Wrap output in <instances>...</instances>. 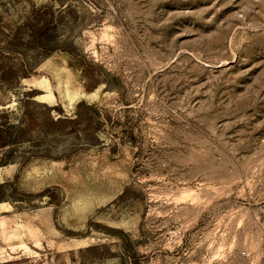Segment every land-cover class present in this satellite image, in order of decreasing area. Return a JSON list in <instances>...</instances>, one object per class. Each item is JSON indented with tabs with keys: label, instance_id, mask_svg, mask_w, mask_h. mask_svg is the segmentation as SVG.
Here are the masks:
<instances>
[{
	"label": "rangeland",
	"instance_id": "1",
	"mask_svg": "<svg viewBox=\"0 0 264 264\" xmlns=\"http://www.w3.org/2000/svg\"><path fill=\"white\" fill-rule=\"evenodd\" d=\"M31 5L61 49L1 108L74 124L0 166V264H264V0H0V50Z\"/></svg>",
	"mask_w": 264,
	"mask_h": 264
},
{
	"label": "trees",
	"instance_id": "2",
	"mask_svg": "<svg viewBox=\"0 0 264 264\" xmlns=\"http://www.w3.org/2000/svg\"><path fill=\"white\" fill-rule=\"evenodd\" d=\"M56 27L58 24L51 6L31 5L27 15L10 30L5 46L0 50V98L4 92L17 88L21 80L29 77L40 65L36 58H46L61 49L55 45L58 42ZM40 82L46 93L38 98L48 103L55 101L51 82L46 78ZM1 106L4 105L0 100V166L4 167L19 162L21 157L27 163L37 157L34 154H43L52 136L74 124L72 119L54 114L55 111L62 115L60 107L38 104L32 91L23 94L16 108ZM80 106H77L76 117L80 114ZM47 192L40 195L45 196Z\"/></svg>",
	"mask_w": 264,
	"mask_h": 264
},
{
	"label": "crops",
	"instance_id": "3",
	"mask_svg": "<svg viewBox=\"0 0 264 264\" xmlns=\"http://www.w3.org/2000/svg\"><path fill=\"white\" fill-rule=\"evenodd\" d=\"M38 160L40 161V160H42V158L35 159V160H33V162H36V161H38ZM123 174H124V173H123ZM122 176H123V175H122ZM125 176H127V174H124V177H123V178H125ZM109 186L111 187L110 189H112L111 192H110V191L107 192V193H109L108 196H106V197L104 198L103 201L99 202V203L95 206L96 208L114 202L118 197H120V196L125 192V188H126V186H128V182H127V180H122V181L120 182V185L118 186V188H115L113 182H111V183L109 184ZM48 187H49V186L43 188L42 190H44V189H46V188H48ZM42 190H41V191H42Z\"/></svg>",
	"mask_w": 264,
	"mask_h": 264
},
{
	"label": "bare ground",
	"instance_id": "4",
	"mask_svg": "<svg viewBox=\"0 0 264 264\" xmlns=\"http://www.w3.org/2000/svg\"><path fill=\"white\" fill-rule=\"evenodd\" d=\"M79 97H80V96H79ZM79 97H78V98H79ZM78 98H77V99H78ZM77 99H76V100H77ZM76 100L74 101V103L76 102ZM189 188H190V187H189ZM191 191H192L191 189H188V190H187V193H185V194L190 195V194H192V193H190ZM193 196H194V194H193ZM188 197H189V196H188ZM184 198H185V197H184ZM186 198H187V197H186ZM189 198H190V197H189ZM180 200H181V199H180ZM5 204H6V203H1V202H0V205H5ZM84 242H85V241H84Z\"/></svg>",
	"mask_w": 264,
	"mask_h": 264
}]
</instances>
